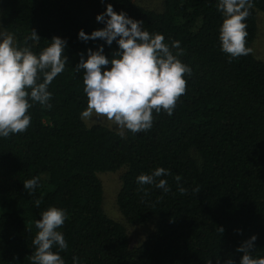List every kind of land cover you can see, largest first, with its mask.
Segmentation results:
<instances>
[{
    "label": "trees",
    "instance_id": "1",
    "mask_svg": "<svg viewBox=\"0 0 264 264\" xmlns=\"http://www.w3.org/2000/svg\"><path fill=\"white\" fill-rule=\"evenodd\" d=\"M0 2L1 26L16 47L27 42L38 54L58 36L67 41L68 60L49 85L51 109L33 102L28 130L0 137V264H31L35 221L49 207L68 217L58 229L68 244L60 253L65 264H73V257L79 264H224L230 256L239 264L242 253L236 249L252 235L253 257H264V61L222 52L218 0H162L159 11L134 0ZM252 2L245 21L248 47L256 35V11L264 13V0ZM108 3L143 21L150 34H162L169 46L180 41L179 59L192 69L173 114L154 113L147 132L125 130L121 136L81 119L87 96L84 73L75 66L81 54L87 59L88 49L103 45L111 59L118 45L84 42L78 33L103 28L96 16ZM32 29L38 42L27 40ZM158 167L170 171L157 182L166 179L171 191L143 185L145 194L137 177ZM121 169L117 209L128 224L154 225L133 246L125 225L102 208L98 173ZM34 177L39 186L30 194L23 182Z\"/></svg>",
    "mask_w": 264,
    "mask_h": 264
},
{
    "label": "clouds",
    "instance_id": "2",
    "mask_svg": "<svg viewBox=\"0 0 264 264\" xmlns=\"http://www.w3.org/2000/svg\"><path fill=\"white\" fill-rule=\"evenodd\" d=\"M253 7L252 0H218L217 8L224 17L219 29L221 50L230 58L253 52L247 46L245 22ZM96 20L105 26L91 34L81 29L78 39L84 42L100 39L108 46L115 41L118 50L111 59L104 54L103 45L96 51L88 49L87 59L81 54L80 62L75 66L77 72L82 70L84 73L83 90L87 96L81 119L105 118L118 127L121 136L124 130L134 134L147 132L153 127L154 113L163 111L171 116L180 97L186 94L185 77L192 75V69L179 59L184 55L180 41H172L169 46L162 34H150L142 28L143 21L129 17L124 11L116 12L111 3L107 4L105 12L96 16ZM40 39L35 29L27 38L33 42ZM66 47L65 39L54 36L50 45L37 54L27 42L22 48L16 47L13 35L0 31V137L8 138L28 130L31 125L28 112L33 102L51 109L49 101L53 94L49 85L65 70L68 63L64 54ZM173 49L177 51L174 53ZM167 175H171L169 170L158 167L151 174H140L137 183L145 194L147 190L143 185H155L167 193L171 191L168 181L159 179L157 182L158 177ZM174 179L179 184L182 177L176 175ZM39 180V177L25 180L24 189L31 194L39 186ZM178 191L181 195L187 193L182 185ZM40 204L41 200L37 199L35 206ZM67 219L63 210L49 207L35 221L38 231L32 241L31 264H65L60 253L68 248V244L58 229ZM219 232H224L223 227H219ZM256 240V235H252L236 249L242 253L239 264H264V257L252 255ZM73 264H79L78 257H73ZM224 264L235 262L230 256Z\"/></svg>",
    "mask_w": 264,
    "mask_h": 264
},
{
    "label": "rangeland",
    "instance_id": "3",
    "mask_svg": "<svg viewBox=\"0 0 264 264\" xmlns=\"http://www.w3.org/2000/svg\"><path fill=\"white\" fill-rule=\"evenodd\" d=\"M135 3L141 5L144 8H148L151 10H162L163 4L162 0H134ZM0 18H1V2H0ZM0 31L7 32L1 26L0 20ZM253 49L251 53L255 58L264 61V13L257 10L256 11V35L249 45ZM85 125L90 126L93 124L104 125L117 133L120 134V130L118 127L110 121H107L105 118H97L93 117L92 120L84 121ZM125 134V130L123 135ZM121 170L118 171H105L98 173V177L100 178L102 189H103V199H102V208L103 211L112 219L123 223L126 227L127 233L130 238V244L136 245L140 243L149 232L154 229V225L151 223L143 224V225H132L125 222L123 216L117 209L115 203L116 194L120 188V174Z\"/></svg>",
    "mask_w": 264,
    "mask_h": 264
}]
</instances>
